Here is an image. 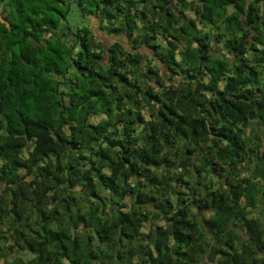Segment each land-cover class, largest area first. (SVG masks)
<instances>
[{
	"label": "trees",
	"instance_id": "16d2710c",
	"mask_svg": "<svg viewBox=\"0 0 264 264\" xmlns=\"http://www.w3.org/2000/svg\"><path fill=\"white\" fill-rule=\"evenodd\" d=\"M108 1L0 0V264H264V0Z\"/></svg>",
	"mask_w": 264,
	"mask_h": 264
},
{
	"label": "flooded vegetation",
	"instance_id": "af4514ba",
	"mask_svg": "<svg viewBox=\"0 0 264 264\" xmlns=\"http://www.w3.org/2000/svg\"><path fill=\"white\" fill-rule=\"evenodd\" d=\"M110 1L106 2L107 4L100 3L95 4L92 7L87 6V12L83 14L81 13L82 19L80 18L85 22H75L76 25L74 28H72L73 35L71 38H73V40L76 39L78 42L82 36L88 38V32L85 30V28H87L92 32L93 42H101L104 44L114 42H142L143 39L146 38H149V41L154 40L153 42H157L156 39L159 41L165 40V36L144 35L141 31H139V29L143 27V22L140 19L143 4L134 3L138 0ZM131 1L132 5L130 4ZM105 7L110 9V12H108L109 14L102 13V10ZM92 12L94 14H92ZM147 13L148 12H146V17L148 18ZM76 19L80 20L78 17L74 18L75 21ZM65 24L69 25L70 22L66 21ZM68 31H71V29Z\"/></svg>",
	"mask_w": 264,
	"mask_h": 264
},
{
	"label": "rangeland",
	"instance_id": "374dc122",
	"mask_svg": "<svg viewBox=\"0 0 264 264\" xmlns=\"http://www.w3.org/2000/svg\"><path fill=\"white\" fill-rule=\"evenodd\" d=\"M70 7H71V6H70L69 4H68L67 6H66V5H65V6H64V5L61 6V8H62V12L66 13L67 15L65 14V15H66V19H65V21H62V18L60 17V21H62V22L58 25L59 30H61V29H60L61 26H65V25H66V24H65L66 21H69L70 24L73 25V26H72L73 28H74L75 25H76L75 22H78V21H79L80 23H84V22H85V21H82V20H81V19H82V18H81V13H82L81 10L78 9V8H74V11H71V13H70L69 10H68ZM76 9H77V10H76ZM174 10H176V12H177V11L182 10V9H181L180 6H178V8L176 7V9H174ZM185 14L188 16V18H193V19H195V18H194L195 16L193 15V11L189 10V11H187ZM74 16H75V17H74ZM149 16H150V15H149V13H148V18H149ZM73 17H74V18H77V17H78L79 19H80V18H81V19H80V20H77V19H76V21H75ZM148 18H147V19H148ZM63 20H64V19H63ZM196 23H197V25H198V28H202V26L200 25V23L197 22V20H196ZM222 26H223V25H222ZM206 28H207V29H211V27H209V26H206ZM60 32H61V31H60ZM157 32H158V33H156V35H159V33L161 34V31H157ZM212 32H213V33H216L217 30H216L215 28H213V29H212ZM171 33L173 34L174 32L172 31ZM166 36H168V34H166ZM153 41H154V40H152V42H153ZM156 41H157V43H161L160 47H165V49L167 48L166 46H164V43H163L164 41H159L158 39H156ZM105 45L107 46L108 44H105ZM124 45H126L127 48L129 49V45H130V43H124ZM211 45H212V44H211ZM212 46H213V45H212ZM159 49H161V48H159ZM161 51H162V50H161ZM145 53H146V54H147V53L149 54L150 52H149L148 49L145 48ZM161 71H162V73H164V72H163V71H164V68H162ZM205 215L207 216L208 213H206ZM141 230H142L143 232H146V231L148 230V225H147V223H146V224L144 223V224L142 225V229H141Z\"/></svg>",
	"mask_w": 264,
	"mask_h": 264
},
{
	"label": "crops",
	"instance_id": "0c3cea01",
	"mask_svg": "<svg viewBox=\"0 0 264 264\" xmlns=\"http://www.w3.org/2000/svg\"><path fill=\"white\" fill-rule=\"evenodd\" d=\"M187 1H191V0H187Z\"/></svg>",
	"mask_w": 264,
	"mask_h": 264
}]
</instances>
